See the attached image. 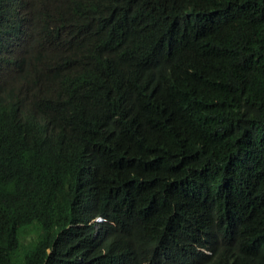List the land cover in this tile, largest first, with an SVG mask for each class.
<instances>
[{"label": "trees", "instance_id": "1", "mask_svg": "<svg viewBox=\"0 0 264 264\" xmlns=\"http://www.w3.org/2000/svg\"><path fill=\"white\" fill-rule=\"evenodd\" d=\"M0 264H264V0H0Z\"/></svg>", "mask_w": 264, "mask_h": 264}, {"label": "clouds", "instance_id": "2", "mask_svg": "<svg viewBox=\"0 0 264 264\" xmlns=\"http://www.w3.org/2000/svg\"><path fill=\"white\" fill-rule=\"evenodd\" d=\"M97 219H100V217H99V218H97Z\"/></svg>", "mask_w": 264, "mask_h": 264}]
</instances>
